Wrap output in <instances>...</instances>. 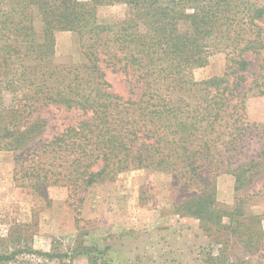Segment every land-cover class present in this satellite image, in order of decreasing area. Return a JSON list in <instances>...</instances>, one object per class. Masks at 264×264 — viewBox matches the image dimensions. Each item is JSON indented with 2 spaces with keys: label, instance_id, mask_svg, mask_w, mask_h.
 Here are the masks:
<instances>
[{
  "label": "trees",
  "instance_id": "trees-1",
  "mask_svg": "<svg viewBox=\"0 0 264 264\" xmlns=\"http://www.w3.org/2000/svg\"><path fill=\"white\" fill-rule=\"evenodd\" d=\"M117 3L130 16L99 22L98 7ZM65 30L79 33L84 61L55 62V32ZM263 50L261 0H0V151L16 155L14 183L47 201L51 188H66L78 216L96 184L132 170L166 173L173 187L192 191L178 213L257 248L262 220L246 210L250 193L222 207L216 176L262 135L246 103L249 92L264 95V62L246 84L249 56ZM215 51L226 54L224 74L196 80ZM108 72L125 76L126 95ZM49 109L71 115L51 134ZM261 164L259 156L235 164L237 191ZM76 254L90 264L103 255L95 246L22 247L0 251V264H26L27 256L73 264Z\"/></svg>",
  "mask_w": 264,
  "mask_h": 264
},
{
  "label": "rangeland",
  "instance_id": "rangeland-1",
  "mask_svg": "<svg viewBox=\"0 0 264 264\" xmlns=\"http://www.w3.org/2000/svg\"><path fill=\"white\" fill-rule=\"evenodd\" d=\"M129 16L130 8L124 3L97 9L98 21L103 23H119ZM55 39L56 63L72 65L84 61L78 32L56 31ZM249 59L252 70L246 87L254 73L262 72L259 65L264 62V50ZM225 68V52L215 51L205 66L194 70L193 77L201 81L222 76ZM108 73L113 90L126 95L125 76ZM252 93L249 92L246 103L247 117L251 124H257L255 132L262 135L253 137L244 154L234 158L233 165L216 176V197L220 206L233 209L241 194L250 193L246 210L262 220L263 238L257 248L249 250L229 231L203 227L199 219L178 213L177 205L191 196L192 191L173 187L169 174L132 170L121 173L113 182L96 184L89 188L77 216L74 211L77 203L68 199L66 188H51L48 202L17 186L13 181L16 155L3 150L0 151V251L31 247L60 252L83 245L102 251L99 264H264V95ZM43 116L49 121L51 134L71 115L49 109ZM258 156L262 162L260 174L254 176L252 183L244 182L237 191L232 168ZM209 254L215 259L209 260ZM26 259L30 264L38 261L32 256ZM72 263L90 264L89 258L82 254H76Z\"/></svg>",
  "mask_w": 264,
  "mask_h": 264
}]
</instances>
